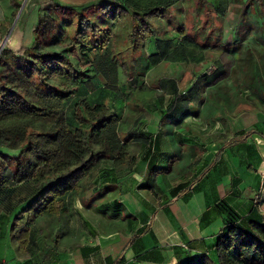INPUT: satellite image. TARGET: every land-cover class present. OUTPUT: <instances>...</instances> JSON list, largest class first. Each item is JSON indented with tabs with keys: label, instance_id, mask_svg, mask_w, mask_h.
Masks as SVG:
<instances>
[{
	"label": "trees",
	"instance_id": "trees-1",
	"mask_svg": "<svg viewBox=\"0 0 264 264\" xmlns=\"http://www.w3.org/2000/svg\"><path fill=\"white\" fill-rule=\"evenodd\" d=\"M14 1L19 7L21 0ZM178 1L89 0L63 4L57 0H36L41 8L63 9L67 16L57 23L53 22L55 17L38 19L31 32H23L21 44L11 51L9 58L0 56V237L6 233L14 250L24 254L21 264H58L60 252L67 251L60 247L65 223L81 214L77 200L84 201L89 191H94L92 184L99 189L100 183H117L131 173L139 160L135 154L138 148L144 149L141 158H148L152 135L144 129V120L130 124L122 119L126 106L133 104L146 113L155 102V108L167 115L180 114L183 121L195 119L197 112H193L190 102L198 101L201 92L210 87L217 90L230 77L238 55L222 48L213 57L210 72L194 71L187 96L181 94L177 80L164 77L158 81L160 92L153 102L147 92L141 98L136 91H114L112 87L105 91V86H101L99 97L89 96L88 86L95 84L94 61L100 64L106 57L113 67V61L118 60L115 48L122 39H126L124 49L137 50L138 54L119 60L121 73L139 84L144 71L162 59L191 66L208 60L215 49L213 45L200 44L182 27L177 31L181 36L176 44L158 35L153 18L160 17ZM216 9L223 12L220 3ZM7 29L8 25L0 22V45ZM48 46L57 48L46 49ZM71 72L88 73L72 78ZM55 75L68 77L71 85L54 84ZM104 98H108L107 103ZM68 102L72 105L68 115L54 113L65 110ZM255 135L264 138V119L240 129L229 141L237 153H244L239 162L254 171L264 161ZM249 138L252 140L248 141ZM215 149L212 167L222 156V147ZM262 173L255 187L256 196L252 192L243 198L237 187L239 179L233 178L224 196L213 198L200 221L202 225L208 224L219 216L220 229L210 242L190 240L184 244L183 251L175 254L174 264H264ZM146 179L140 187L160 189L155 178ZM108 207L116 210V201ZM43 218L54 220L50 235L41 222ZM85 224L90 228L87 220ZM146 231L142 227L132 233L135 259L143 256L141 246L136 250V244ZM75 246L84 256L93 250L86 244ZM107 257L110 264H134L124 257Z\"/></svg>",
	"mask_w": 264,
	"mask_h": 264
},
{
	"label": "crops",
	"instance_id": "crops-1",
	"mask_svg": "<svg viewBox=\"0 0 264 264\" xmlns=\"http://www.w3.org/2000/svg\"><path fill=\"white\" fill-rule=\"evenodd\" d=\"M15 6L16 2L14 0H0V22H4L6 25L9 24V18L14 12L11 9ZM173 31H166L158 35L164 39H172L173 43L176 44L181 34L178 32L174 34ZM22 38L23 32L20 31L19 45ZM161 64L171 66L191 65L182 61L162 59L153 65L150 70ZM194 71H191L190 77L185 83L181 82L180 74L175 75L172 70L169 73L160 75L154 86H148V98L151 99V102L155 100V95L160 92L158 81L162 77L177 80L181 94L187 96ZM94 86L88 88L91 98L99 97L102 93L99 86ZM230 89L233 91L235 87L228 84L227 92L224 91L222 86L218 87L217 90H213L212 87L207 89L206 92L200 90L199 100L190 102L193 112H197L198 117L195 119L187 118L183 121L180 114L167 115L155 108L156 103L153 102L154 105L148 106V112L129 122L130 124H136L135 120H139L140 123L143 120L145 121L146 126L144 129L153 138V146L147 154L148 158L146 160L141 158L144 155V149L138 148L135 154L139 156V160L132 166L131 173L124 176L117 183L110 181L100 183V187L105 186L107 189L106 195L108 197L97 204L96 212L104 219L107 231L105 238L107 239L87 243L86 245L93 247V250H89L86 256L83 255L80 248L77 249V253L72 250L65 251L63 256L61 254L63 258L60 257L58 264L63 263L65 260L72 261L73 264H110L107 256L111 259L124 257L126 262L134 264H174L176 261L175 254L183 251V245L188 241H212L221 225L217 231L209 232L208 229L213 221L208 224H201L203 210L214 197L217 195L224 196L225 190H228L233 178L239 179L237 187L242 190L243 198L251 195L252 189H255L260 180L259 175L264 171V161L257 164L255 171L240 163V156H243L244 153H237L236 147L229 144L237 131L263 120L264 112L257 111L253 119L251 116L247 117L245 121H249L248 125L247 123L245 125L242 120L238 121L236 116L227 118V122H225L226 105L224 102H229L228 93H230ZM96 91L98 93H95ZM225 93H227V97L224 101L222 99L225 96L222 94L225 95ZM206 94L207 99L205 98ZM144 95L138 94L137 97L143 98ZM210 97L216 99L218 106L220 105L219 107L225 114L223 121L219 122L217 126L215 122H212L213 118L220 121V118L215 115L218 111L214 110L217 104H209ZM106 101L108 102V98H104L105 103H107ZM209 119H211L209 123L214 126L215 131L207 137L208 144H206L210 145L209 147L212 149L222 147V156L218 158L215 167H212L214 154L209 157L197 151L205 148L204 143L201 142V133L199 134V120ZM237 122H240L241 125H238ZM121 137L123 138L124 135H121ZM251 140L252 138L248 139V141ZM259 142L264 143L262 140H259ZM257 148L264 156L261 146H257ZM166 167L170 169L167 172L162 171V168ZM147 176L151 179L155 178V182L160 189L140 187L146 182ZM197 182H199L198 185ZM99 194L105 195L103 193ZM114 200L117 209L113 211L108 206H111ZM99 207L100 209L104 207L107 209L99 210ZM91 225L90 223V230L93 231ZM142 227L147 228V231L141 234V241L136 244V250H139L141 246L140 252L143 256L140 259H135V249H133L131 243L132 233ZM108 237L112 238L108 239ZM2 238L8 239L7 244L3 247L1 242L5 239L1 240ZM9 240L10 238L6 233L0 237V258L3 264H7L8 259L4 253L6 247L9 250L11 248V240Z\"/></svg>",
	"mask_w": 264,
	"mask_h": 264
},
{
	"label": "rangeland",
	"instance_id": "rangeland-1",
	"mask_svg": "<svg viewBox=\"0 0 264 264\" xmlns=\"http://www.w3.org/2000/svg\"><path fill=\"white\" fill-rule=\"evenodd\" d=\"M57 1L63 4H68L81 3L89 0ZM36 3V0H21L19 7L15 6L11 9L12 11L16 12L15 15L11 14L9 18L8 29L0 45V56L2 55L9 58L12 53L11 51L19 47L20 31L28 34L31 32L32 26L37 23L38 19L43 20L44 18L50 19L55 17L53 22L57 23V21L62 20V17L67 16L66 13H63V9L56 8L54 10H49L47 7L41 8ZM218 3H220L223 12L217 11L216 6H218ZM101 18L102 16H99V20H101ZM153 22L158 34L173 30V33L177 34V31L183 28V30L189 36H193L200 44L210 43L215 49L210 52L209 58L206 62H204V64L201 63L192 66H171L169 64H161L157 68L150 71L145 70L143 81L141 84H139L137 81L134 82L127 79L121 73L120 67L118 65L119 60L124 57V59L129 60L132 56H136L138 54L137 50L132 51L124 49L126 39H122L118 42L121 45L115 48V55L117 56L118 60H116L117 62L113 61V67L110 68L111 61L108 63L106 57L102 58L103 62L101 59L100 64H98L96 60L94 61V64L96 63L94 65L93 73V75H95V86H99L100 89L105 88V91H108V89L112 87L114 91H118L120 88H122L126 91L133 90L138 94H146L148 86H154V83L158 77L165 73H169L170 70H172V73L175 75L180 74L181 82L185 83V81L190 77L191 71L193 70H197L198 72H210L214 66L213 57L217 55L218 50L220 51L222 48H226L235 52V54L238 55V60L233 67V71L229 79L222 86L226 92L228 84L235 87L233 91L230 89V93H228L229 102L225 101L227 93H225V95L222 94L225 96V98L222 100L225 101L223 102L226 105L225 122H227V118L236 116L238 121L242 120L244 121L245 125L246 123L248 125L249 121H245L247 117L251 116L253 119L255 118L254 115L257 111L264 112V0H180L167 9L160 17L158 16L156 19L153 18ZM8 31L9 33L7 34ZM178 33L180 34V31ZM31 42L32 39L28 43L31 44ZM4 48L8 49L4 51ZM54 48L57 47H46V49ZM84 73L87 74L88 72H83L81 74L71 72V75L72 78H74L75 75H78L79 78L83 77ZM53 83L63 86L71 85L68 77H61L60 75H55L53 77ZM84 85L85 84H82L81 86L84 87ZM101 86L105 87L101 88ZM90 87L91 85L88 86V88ZM56 88L57 86L55 89ZM81 90L84 89L81 88ZM95 93L98 92L96 91ZM36 94L37 93H34V95ZM212 103L217 104L216 99L210 97L209 104ZM219 106L217 104L214 110L218 111V113L215 111V115L220 118V121L214 118L212 119V122H215L216 126L219 122L221 123V121H223L225 116L224 112H222V109ZM71 108L72 105H70V102H68V104L64 106L65 110L58 109L57 112L54 111V113H57L58 115L60 113L63 115H68ZM143 110L144 109L141 107L134 106L133 104H131L130 107L126 106L122 119L132 122L134 118L144 113ZM51 113L53 114V112ZM210 120L211 119L199 120L200 125L198 126H201V128L198 127L199 134L201 133V142L204 143L205 148L197 150L199 153H203L209 157L214 154V150L209 147L210 145H207V137H209L212 133H214L213 131H215L214 126H211L209 123ZM123 122L124 121H122V123ZM237 124L239 125L240 122H237ZM70 127L72 130H75L73 124H71ZM254 139L256 145L261 146V150L264 153V143L259 142V140L264 142V138L255 135ZM208 148L210 149L208 150ZM127 184L130 185L129 182H127ZM92 185L91 187L94 191L90 190L84 201L77 200L76 202L81 214L72 216L71 220L65 223V233L62 240L60 241V247L62 249L67 251L72 249V251L77 253V249L79 248L78 246H75L77 244L100 242L107 239L105 238L107 231L105 229L104 219H102V216L96 212L98 206L97 204L106 200L108 197V195H106L107 189L105 186L99 187V189H97L98 185ZM111 189H113V187H111ZM252 191L254 196H256V191L254 188ZM99 192L105 195H99ZM261 206L264 208V203H262ZM86 220L92 224L91 227H93V231H91L90 228L85 224ZM41 222L46 229V233L50 235L54 229V220L43 218ZM220 225L221 218L217 217L213 220L212 225L208 229L209 232L217 231ZM111 238L112 237H108V239ZM1 240H4L1 242L3 247L5 244H7L8 239L2 238ZM63 253L64 252H60V256L61 254L63 256ZM4 255L8 259L6 262L7 264H21V262H23L22 255L24 254L22 252L15 251L13 243H11L10 250L8 247L5 248ZM62 258L63 257H61V259ZM60 264H73V262L65 260Z\"/></svg>",
	"mask_w": 264,
	"mask_h": 264
},
{
	"label": "built area",
	"instance_id": "built-area-1",
	"mask_svg": "<svg viewBox=\"0 0 264 264\" xmlns=\"http://www.w3.org/2000/svg\"><path fill=\"white\" fill-rule=\"evenodd\" d=\"M214 150V152L216 151V149H213ZM264 176V173H262V177Z\"/></svg>",
	"mask_w": 264,
	"mask_h": 264
}]
</instances>
